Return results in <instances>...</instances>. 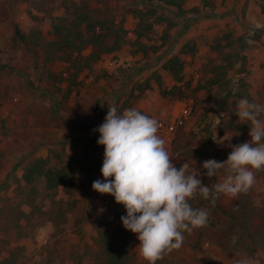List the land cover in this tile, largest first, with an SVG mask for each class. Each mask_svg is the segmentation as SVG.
Here are the masks:
<instances>
[{"label":"rangeland","instance_id":"obj_1","mask_svg":"<svg viewBox=\"0 0 264 264\" xmlns=\"http://www.w3.org/2000/svg\"><path fill=\"white\" fill-rule=\"evenodd\" d=\"M128 3L124 0H0V83L16 85L15 89L8 87L0 91V264H98L96 256L100 245L96 239L105 238L108 242L109 234L118 228H124L121 216L126 215V209L122 204L116 203L112 195L100 198L101 194L96 193L102 200L99 204L97 200L90 198L93 163L97 156L89 152V149L85 148L81 157L80 154H68L61 145L50 148L49 165L66 170L68 176L65 184L48 188L43 176L36 177L31 182L24 179L26 167L37 158L34 155L35 141L30 140V136L21 139L14 137L16 132L13 122L16 118L12 116L14 110L11 106L18 102L15 93L17 87L18 92L22 90L31 95L32 86L38 87L35 83H75L73 72L64 75L72 68L75 69L73 63H76V60L74 56L71 57L70 50H59L57 47L58 37L53 28L57 18L60 17L71 25L78 11L89 7L91 19L102 18L113 22L117 16L123 15L124 11H130L135 16L156 17L154 21L165 18L168 26H173L176 25V15H186L177 7L175 12L170 6L163 5L161 10L160 7L157 8L158 12L162 11L159 14L154 4H149L147 10L142 12L141 9L137 11L135 5ZM206 7L208 9L203 13L197 7L191 9L194 16L188 18L182 27H188L194 20L199 21L202 15L208 19L212 18L215 7L212 4ZM75 10L77 12H74ZM16 26H20L23 38L16 35ZM263 36L264 26L257 25L247 26L237 39L232 31L213 38L208 36L203 53H215L219 59L226 61V65L221 68L211 61L197 62V66L194 65V59L186 61L190 66L185 72L190 77L188 79L197 77L195 86L203 87L205 96L196 98L193 93L192 96L197 100L193 117L177 132L174 139L171 156L172 163L177 168L188 162L191 171L196 167L200 168L205 160L219 161V153L216 149L212 150L215 145L212 139L214 125L210 122V116L219 111H229L230 115H234L230 110L231 98H248L259 104L264 103V89L259 90L260 98L255 101L248 92L250 83H245L246 77L248 78L254 69L260 72L259 79H264V60L258 56L257 63H253L242 53L256 47L257 41H261ZM209 60L214 61L216 58L210 57ZM66 63L68 66H65ZM178 64V70L182 71L183 63ZM123 66L126 64L113 69L122 77L126 68ZM227 70H233L234 73L232 72L231 77L224 83H220L219 87H213L214 83L211 82L218 78L221 72L226 77ZM44 87L46 89V86ZM143 87L139 84L136 89L143 94ZM167 92L170 91H165L164 95H167ZM180 97L187 95L180 93ZM129 104L126 102L121 106L115 102L112 106L119 105L117 109L122 112ZM94 113L99 114L97 107ZM229 140L231 144L236 143L233 138L229 137ZM80 164L87 165L85 170L88 177L85 181L79 177ZM201 173L205 185L210 184L211 187L218 182H209L203 175L202 168ZM255 176V184L244 192L250 198L246 199L244 204L247 205V202L249 204L251 201L258 207L253 211L251 219L244 222L240 214L242 209L224 208L227 206L220 201L222 194L215 197L214 202L212 197L205 200L197 194L189 202L194 208L208 211L207 223L203 227L184 233L182 246L175 249L179 252L175 262L163 256L157 264H192L200 261L199 256L205 253L202 245L205 239H215L222 247L223 255H230L229 252L234 248L238 250V255L248 248H258L259 257L262 256L261 261L264 263V169L256 171ZM87 184L88 187L83 186ZM100 208L102 209L98 211ZM22 212L26 213L25 216H21ZM86 223L91 224L84 230ZM257 223L262 224L261 229L254 228ZM244 226L251 229L254 238L244 233ZM46 230L50 233L49 241L41 244L39 236ZM127 231L126 240L123 235L120 240L127 246L130 256L132 255L129 264H147L143 258L137 256L139 241L136 235ZM242 233L245 234L243 237ZM218 242L225 245L222 246ZM103 247H110L109 243H105Z\"/></svg>","mask_w":264,"mask_h":264},{"label":"crops","instance_id":"obj_2","mask_svg":"<svg viewBox=\"0 0 264 264\" xmlns=\"http://www.w3.org/2000/svg\"><path fill=\"white\" fill-rule=\"evenodd\" d=\"M127 1L130 5H135L138 8L137 11L141 9L142 12L147 10L149 4H154L156 9L160 7V10L163 5L170 6L173 11L176 7L178 9L177 5L168 4L166 0H124V2ZM209 4L215 7V13L212 11V18L208 19L202 15L199 21L194 20L188 27L186 25L182 27L188 18L194 16L191 9L197 7L203 13L208 9L206 6ZM181 11L186 15H176L174 17L176 25L173 26H168L165 18L154 21L156 17L149 18L145 15L143 21L147 22L148 20L151 27L143 30V27L140 26L141 15L135 16L133 12L124 11L123 15L117 16L113 21L117 24L122 22L126 30L121 47L114 52L104 54L88 67H82L80 70L72 68L68 74L73 72L75 83H72V81L35 83L38 87L32 86L31 95L24 93L22 90L18 92L17 87L15 93L18 102L11 106V109L14 110L12 116L16 118V121L13 122L14 132H16L14 137H20L21 139L24 136H30V140L35 141L34 155L37 158H48L50 148L59 145H61V148L65 147L68 154L77 156L80 154L81 157L85 151L84 149H89V152L97 156L95 163H93L94 175L91 184L97 179L103 180L100 169L104 158V147L97 144L99 133L94 130L101 125L99 123L101 111H108L105 107L111 108L115 102L120 103L121 106L123 103L128 102L130 103L128 108L134 107L147 115L170 116L179 110L186 98L180 97V93H186L187 96L195 93L196 98L205 96V89L199 85L198 87L195 86L197 77L193 80L188 79L190 77L185 73L187 69H190V66L186 64L187 60L194 59L195 66H197V62L204 61L209 63L211 61L219 65L220 68L226 65V61L219 59L215 53L207 51L203 53L208 36L213 38L232 31L233 36L237 39L244 33L247 26H264V0H182ZM161 12L158 13L161 14ZM18 27L20 28V26ZM256 44V47L254 46V48L242 52L253 63H257L256 58L258 56L264 60V36ZM89 50L92 51L91 46ZM89 50L84 55H88ZM114 56H119L124 61L123 64H126V66H123L126 67L124 68L126 75L124 74L123 77L118 72H114L113 69L104 68L102 64L103 59L107 60ZM172 57H177L184 66L182 71L177 74L166 68V64ZM210 57H215L216 60H209ZM65 66H68L67 63ZM225 72L228 74L226 77L221 72L219 77L211 82L214 83L213 87H219L220 83H224L225 80L230 78L233 70ZM259 74V70L254 69L252 74L248 78L246 77L245 80V83H250L248 92L255 101L260 98L259 90L264 89V79H259ZM139 84L144 86L143 94L136 89ZM43 85L46 86V89ZM8 87L15 89L16 85L15 83H0V91L6 90ZM165 91L170 92L164 95ZM20 99L21 101H19ZM239 99L241 98L230 99L232 113L235 112L234 105ZM96 107L98 115L94 113ZM115 107H119V105ZM226 113L227 123L222 132L223 136L218 145L212 146V150L216 149L219 153L218 162L227 159L232 150V145L242 144L250 140L249 122L238 120L235 113L234 115H230L229 111H226ZM215 130L216 128L213 126V132ZM229 137L230 139L233 138L236 143L231 144ZM173 143L166 146L170 156L173 153ZM218 146L223 148L220 149ZM85 166L87 165L80 164L81 170L79 172V177L84 181L88 177ZM203 172L205 173L206 170L203 169ZM224 174V170H221L218 177L208 178L205 176L209 179V182H219ZM83 186L88 187V184ZM90 191V198L97 200L98 204L102 202L100 198L111 196L110 194H101L98 198L96 194L98 192L94 191L92 186ZM243 199L250 200L247 194L242 192L235 197L221 195L220 201L227 206L224 208L236 210ZM253 205L257 206L256 203H253ZM90 224H84V230H87ZM48 231H43L40 234L39 243L41 240H46V243H48L50 237ZM219 244L225 245L224 243ZM202 245L205 253L199 256L200 261L198 262H201V264H264L261 261L262 256L259 257L258 248L256 250L248 248L239 255L237 254L238 250L234 248L232 252H229L230 255L227 253L223 255L222 247L217 244L215 239H205ZM164 256L175 262L174 260L178 258L179 252L174 249ZM198 262H192V264H200Z\"/></svg>","mask_w":264,"mask_h":264},{"label":"clouds","instance_id":"obj_3","mask_svg":"<svg viewBox=\"0 0 264 264\" xmlns=\"http://www.w3.org/2000/svg\"><path fill=\"white\" fill-rule=\"evenodd\" d=\"M234 107L238 120L250 123L251 139L232 145L223 162L208 159L191 171L188 162L180 168L172 163L166 141L158 135V120L134 107L122 112L108 108L94 130L97 144L104 147V179L95 180L92 189L124 206L122 225L136 235L139 256L147 264L179 249L185 232L207 223L208 211L189 202L197 194L213 202L221 194L235 197L247 192L256 182L255 172L264 169V105L241 98ZM220 123L216 116V127ZM201 168L208 178L218 177L221 170L225 174L210 187L202 182Z\"/></svg>","mask_w":264,"mask_h":264},{"label":"trees","instance_id":"obj_4","mask_svg":"<svg viewBox=\"0 0 264 264\" xmlns=\"http://www.w3.org/2000/svg\"><path fill=\"white\" fill-rule=\"evenodd\" d=\"M182 0H166L168 4L177 5L181 9ZM89 7H85L81 12L78 11L76 14L74 22L69 25L62 18H57L53 25L54 33L58 37L56 43L58 44L59 50H70L71 57L73 58V53L78 51L79 53L85 49L87 46L92 47V51L88 55L79 54L74 57L73 66L76 70H80L82 67H88L94 61L99 60L104 54L114 52L119 49L124 42V37L126 30L123 27L122 22L119 24L111 21H107L102 18H93L91 19ZM74 12H77L75 10ZM144 16L141 15V28H150L151 23L143 21ZM145 23V24H144ZM144 24V25H143ZM97 27H100V30H97ZM15 33L20 38H23L21 30L18 26L15 27ZM112 40V41H111ZM81 62V63H80ZM180 61L177 57H172L169 59L166 64V68L171 70L173 73L177 74L180 70L178 64ZM179 67V70H178ZM44 177L46 179V184L48 188H55L59 185L65 184L67 179L66 170L63 168H52L49 165L48 158H35L29 166L26 167L24 173V179L27 182H31L36 177ZM245 200L243 199L238 209H242L240 212L241 217L248 221L252 218L253 211H256L257 206L251 204V202L245 205ZM124 207V206H123ZM250 211L249 213L247 211ZM25 212L21 213V216H25ZM262 216V215H259ZM261 223L255 225V229H261ZM243 230L251 238H254L253 232L248 226H244ZM242 233V237L245 235ZM125 236V240L128 235V231L125 228H118L112 234H109L108 242L105 238L96 239L97 244L100 245L98 250V255L96 256V261L98 264H128L130 261V253L127 249V246L120 240V236ZM105 243H109L110 247H103Z\"/></svg>","mask_w":264,"mask_h":264},{"label":"built area","instance_id":"obj_5","mask_svg":"<svg viewBox=\"0 0 264 264\" xmlns=\"http://www.w3.org/2000/svg\"><path fill=\"white\" fill-rule=\"evenodd\" d=\"M97 30H100V27H97ZM90 46H87L85 49H83L80 53L78 51H75L73 53V56H78L79 54H87ZM123 60L119 56H114L109 59H103L102 64L104 65V68L106 69H115L121 65H123ZM65 76L68 75V72L64 73ZM18 99V98H16ZM196 98L194 96H187L184 99V102L181 104L179 110L177 112H174L173 114L164 115V116H153L149 115L150 117H153L158 120L159 122V130L158 134L166 141V146H169L173 143V140L175 139L177 132L186 124L188 121L193 117L194 110L196 108ZM108 111H101L99 115V123H103L105 116L107 115ZM216 116L220 118L221 123L217 125L216 127ZM210 122L212 125L215 126L216 130L214 131L212 135L213 142L215 145H218L221 138H222V132L224 131V127L227 123V113L225 111H219L217 113H214L210 116ZM220 149L223 147L218 146ZM42 244L46 243V240L41 241Z\"/></svg>","mask_w":264,"mask_h":264}]
</instances>
